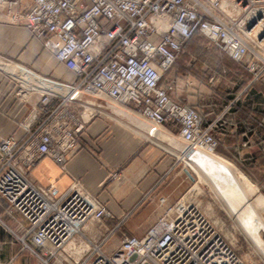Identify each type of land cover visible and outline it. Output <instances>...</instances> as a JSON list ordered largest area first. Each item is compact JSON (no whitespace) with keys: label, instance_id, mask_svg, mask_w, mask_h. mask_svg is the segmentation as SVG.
<instances>
[{"label":"built area","instance_id":"2783aa9c","mask_svg":"<svg viewBox=\"0 0 264 264\" xmlns=\"http://www.w3.org/2000/svg\"><path fill=\"white\" fill-rule=\"evenodd\" d=\"M27 1L17 20L34 37L54 42L56 62L75 81L64 85L57 101L41 95L19 124L20 138H0V206L6 217L23 223L14 233L21 250L39 264L60 261L69 246L88 255L80 264H244L197 207L183 201L166 207L141 237L124 236L106 253L84 235L88 224L110 218L105 206L77 184L57 194L51 179L42 187L31 173L46 158L64 171L84 130L78 106L88 97L132 107L150 124V134L175 124L184 152L214 154L219 121L202 127L198 110L173 101L162 79L198 36L243 64L251 82L262 79L264 0ZM21 2L0 0V8L10 13ZM0 226L10 231L1 216Z\"/></svg>","mask_w":264,"mask_h":264},{"label":"crops","instance_id":"0c3cea01","mask_svg":"<svg viewBox=\"0 0 264 264\" xmlns=\"http://www.w3.org/2000/svg\"><path fill=\"white\" fill-rule=\"evenodd\" d=\"M28 6V1L22 0L16 11L8 13L0 8V138L23 135L19 124L25 121L30 105L36 101L35 91L30 89L33 86L30 66L36 57L40 75L54 82L51 89L43 80L39 85L40 93L50 94L57 101L58 95L64 92V85L75 81L74 75L56 62L52 40L34 37L17 20V14L25 12ZM205 43L199 36L188 42L164 75L162 85L170 87L168 94L173 101L198 110L202 127L219 121L220 128L214 135L221 159L234 162L243 175H261L264 166L247 152L250 147L241 153L237 151L239 144L252 145L255 141L250 122L258 113L260 99H264V77L260 85L251 82V75L243 64L231 61L212 46L222 55L214 58V64L223 71L221 74L216 68L210 69L208 62L193 56ZM232 81L237 83L235 89ZM229 85L232 88L228 89ZM78 112L84 130L76 148L67 157L64 171L46 158L31 176L44 186L46 179L51 178L57 194L77 184L75 187L80 192L105 206L110 218L101 224H88L84 231L86 237L102 235L107 229L104 223L124 218L138 202H142L146 215L142 221L152 222L163 207L174 203L188 189L191 180L179 167L184 144L177 125L166 123L150 134V124L132 107H121L94 97L80 101ZM230 169L242 178L241 173ZM111 174L115 176L110 177ZM0 216L14 230L18 224H23L18 217L15 220L6 217L2 206ZM31 260L27 264H32Z\"/></svg>","mask_w":264,"mask_h":264},{"label":"rangeland","instance_id":"374dc122","mask_svg":"<svg viewBox=\"0 0 264 264\" xmlns=\"http://www.w3.org/2000/svg\"><path fill=\"white\" fill-rule=\"evenodd\" d=\"M44 39L50 40L48 37H45ZM52 44L54 45L53 41ZM205 45L206 46L195 50V53H193L194 58L196 60L208 62L207 66L210 69L216 68L215 71H219V73H221L223 68H217V65L214 64V58L216 56L220 57L222 55L219 52H215L209 43H205ZM37 60L38 59L36 57L34 64L30 66V84H33V86H30V89H34V98L36 99V101L30 105V109L39 102L41 95H43L40 93L39 89V85L43 82V80L45 84L51 87V89L54 86L52 79L40 75L38 69L36 68ZM227 67L230 66L227 65ZM32 79H34V82H32ZM232 82L234 83L232 87L235 89L237 83L234 81ZM257 82L259 85L262 83L261 79L254 83ZM228 87V89L232 88L230 85ZM235 103H237V101ZM258 108V113L256 116L254 115L252 121L250 122L251 132L253 136H255V141L252 145L246 143L239 144V149L237 152L241 153V151L247 150V148L250 147L247 152H249L250 155L255 158V161L259 162L260 166H264V99H260ZM222 129L225 130L226 127L224 126ZM204 154L209 155L208 157L213 161L222 164L227 170L232 171V169H230L232 167L237 174H242V178L239 179L237 185L240 187L247 200L251 203L262 225L264 226V173L249 177L245 174L243 175L242 171L240 170L241 168L235 165L234 162L221 159L218 156L217 151H215V153L212 155L207 153ZM255 161H251V163L254 164ZM37 167L35 169H37ZM179 167L183 170L187 169L191 174L193 181H191L188 189H185L178 199H176V201H174V203L171 205L178 201H183L196 206L200 213L211 222L213 227L227 239L244 264H264V257L243 232L208 178L194 164L190 163L182 156L179 161ZM31 178L34 179L33 176H31ZM50 179L51 178L46 179L45 186L41 183H38L35 179L34 180L38 185L46 187L48 186ZM51 181L55 184L52 179ZM253 199L256 202H252ZM165 209L166 208L163 207L162 212H164ZM162 212L156 216L152 222H144L142 220L146 215L144 209L142 208V202H138L130 209V211H128V213L125 214L124 218H120L119 220L112 223H104L103 226H106L107 228L104 233L102 235H98L97 237L90 236V241L94 246L100 247L106 253H111L122 239L121 236H142L146 229L156 221ZM2 220L6 228L10 231H7L2 226H0V264H27L30 261V258L32 259V264H39V261L36 258H33L27 251L21 250V245L15 237V230L10 227L8 222H6L4 219ZM111 232L112 235H115V237H108ZM16 235H18V233ZM261 237L264 241V236L262 235ZM84 245L85 244L83 243L81 247L85 250L86 248H84ZM87 246L90 252L92 248L90 245ZM69 247L64 249V254H62V259L60 261L54 260L52 262H55L54 264H80L88 258V255L85 251L81 253L74 249L72 250ZM18 249L19 252L17 253ZM52 262H50V264H52Z\"/></svg>","mask_w":264,"mask_h":264},{"label":"water","instance_id":"95a60500","mask_svg":"<svg viewBox=\"0 0 264 264\" xmlns=\"http://www.w3.org/2000/svg\"><path fill=\"white\" fill-rule=\"evenodd\" d=\"M184 158L208 178L243 232L264 257V241L261 237L264 236V226L252 209L251 203L237 189L232 174L222 164L198 150L191 148L185 151ZM183 171L193 181L189 171L187 169Z\"/></svg>","mask_w":264,"mask_h":264},{"label":"bare ground","instance_id":"6f19581e","mask_svg":"<svg viewBox=\"0 0 264 264\" xmlns=\"http://www.w3.org/2000/svg\"><path fill=\"white\" fill-rule=\"evenodd\" d=\"M186 148L184 147V149H183V152H182V154H181V156L184 158V150H185ZM205 153V152H204ZM207 154H209V153H207ZM209 156V155H208ZM218 163V162H217ZM231 174H232V176L234 177V179H235V183H236V185H237V183H238V181H239V179H240V177L239 176H237V175H235L233 172H231L230 170H228ZM237 189L239 190V192L240 193H242L243 194V196H244V198H246V196L244 195V193L241 191V189H240V187L237 185ZM217 191V190H216ZM218 192V191H217ZM222 198V197H221ZM247 199V198H246ZM222 200H223V198H222ZM224 201V200H223ZM253 201H255L254 199L252 200V202ZM256 202V201H255ZM252 206V205H251ZM252 209L254 210V208L252 207ZM254 212H255V210H254ZM256 213V212H255ZM256 215H257V213H256ZM258 216V215H257ZM259 218V217H258ZM260 220V219H259Z\"/></svg>","mask_w":264,"mask_h":264}]
</instances>
